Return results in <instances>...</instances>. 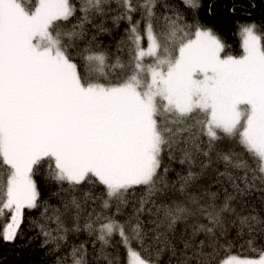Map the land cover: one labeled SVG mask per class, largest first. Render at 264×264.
Returning <instances> with one entry per match:
<instances>
[{
    "label": "snow or ice",
    "instance_id": "6c2138e0",
    "mask_svg": "<svg viewBox=\"0 0 264 264\" xmlns=\"http://www.w3.org/2000/svg\"><path fill=\"white\" fill-rule=\"evenodd\" d=\"M111 2L80 0L77 9L71 0H38L29 10L22 0H0V177H6V183L0 179V215L9 214L0 237L14 241L23 210L39 207L33 177L46 161V179L58 186L52 195L62 205L45 202L41 214L56 225H40L41 247L55 245L49 254L67 245L70 231L81 230L84 205L103 196L94 197L93 189L102 186L103 209L114 199L119 214L128 204L126 194L140 187L138 207L124 223L116 214H88L83 228L98 233L97 259L121 264L104 250L118 234L127 264H163L165 254L168 264H264V248L252 249L258 258H241L230 254L228 239L233 230L237 238L264 236V208L257 211L252 199L258 193L264 203V30L241 25L243 54L222 56L225 46L211 29L185 23L167 3L174 15H158V0H115L120 14L113 23L127 19L130 25L121 41L128 46L127 63L117 56L108 65L96 36L74 54L86 38L85 24L92 16H108ZM183 2L199 7L197 0ZM138 10L141 19L133 23ZM77 11L83 15L76 24L58 28ZM95 27L108 31L103 24ZM117 67L121 73L105 71ZM224 137L235 140L252 163L219 149ZM178 157L187 173L169 182ZM221 161L216 183L222 191L193 194L194 182ZM170 191L180 198L166 202ZM144 213L155 217L147 230ZM181 222L185 229L178 237ZM253 242L247 241L250 247ZM69 257L71 264H88L86 244H73L56 264H67Z\"/></svg>",
    "mask_w": 264,
    "mask_h": 264
},
{
    "label": "trees",
    "instance_id": "16d2710c",
    "mask_svg": "<svg viewBox=\"0 0 264 264\" xmlns=\"http://www.w3.org/2000/svg\"><path fill=\"white\" fill-rule=\"evenodd\" d=\"M25 7L29 10H34L38 0H22ZM73 4L76 5L77 9L80 7V0H71ZM136 4L137 0H133ZM168 4L170 8H175L183 17L184 22L187 24L195 25L197 22L204 26L205 28L211 29L224 44V49L221 53L222 56H234L239 57L242 55V42H241V25H247L255 23L259 26L260 30H264V0H197L199 4L198 8H191L186 5L183 0H158V6L156 12L158 15L168 14L174 15V13L167 11L164 8V4ZM254 6V7H253ZM112 11L106 17H90L92 23L85 24L86 38L84 41L79 42V47L74 49V54L76 51L83 49L88 40H91L93 36H96V43L103 45L102 51H105L109 59L107 61L108 65L116 64V57L119 56L122 63H127L129 59L128 46L121 44V41L127 39L126 29L130 27L127 19L121 20L118 24L113 23L112 17L119 15L120 11L117 10L115 0L111 2ZM235 9V11H233ZM83 14L77 11L76 17L71 18L70 22L60 23L58 28H68L70 29L72 24L78 22V18ZM133 23L141 19V12L138 10L132 13ZM103 24V26L108 29L106 32H99L95 25ZM143 25H141V29ZM194 31V28H193ZM118 48H122V51H118ZM87 55V53H85ZM148 61V60H146ZM149 62V61H148ZM83 65V61H80ZM147 63V62H146ZM105 71L121 73L122 70L117 67L106 68ZM130 72V70H125ZM204 141H207V137H203ZM218 148L223 151L232 150L238 154H241L244 159L248 160L251 164L252 160L244 152V150L237 144V142L231 138L224 137L218 142ZM213 160H215V153H213ZM165 163L167 162V157H165ZM47 162L38 169L37 174L33 177L37 184L38 191L40 193L39 197V207L34 209L25 208L22 213V223L18 230V235L14 241L6 242L0 237V264H56L57 257H64L71 251V246L73 244L79 245L80 243H85L87 248V261L88 264H107V262L100 257L101 242L96 239L98 233H89L84 230V223L88 222V214L92 212L93 209L96 212H103L104 215L116 214V200L110 201V209H103V200L107 199L106 192L102 186L93 189L94 197H101V199L90 200L84 205V210L81 213L80 228L79 232H69L67 245L62 247L58 252L54 254H49L50 249L54 248L55 245H48L46 247H41L44 236L41 233L40 225L46 224L49 228H55L54 222L47 221L45 217L41 214L44 212L45 202L52 207H61L60 198L53 196L52 193L58 190V186L53 182L46 179L47 176ZM2 161H0V169H3ZM172 171L168 174V181H176L177 173L186 174L187 165L179 164V157L176 161L172 162L170 165ZM199 172V167L193 169ZM224 171V165L221 161L220 163H213L212 166L194 182L193 187L190 191L193 194H199L205 188L210 191H222L220 186L216 183L217 173ZM4 183H6V177H0ZM179 188V184L176 185ZM84 190H87L85 188ZM143 189L140 187H135L126 194L128 200L127 206H121V211L119 214L115 215V219L124 223L128 220L129 216L133 215L134 207H138V201L143 194ZM259 194L254 193L252 199L255 201L254 206L259 211L264 208V203H261L258 199ZM178 192L169 193L168 201L172 199H179ZM160 201H157L159 203ZM53 213L51 209L48 215L51 216ZM7 213L0 215V232H2L3 227L8 221ZM155 217L148 216L147 213L141 214L140 220L145 224V230L152 227L148 224V220L154 219ZM95 220V216L92 217ZM190 223L192 221H189ZM200 223H206L205 220L201 219ZM135 223V221H133ZM67 227L71 228L72 224H66ZM98 226V225H97ZM185 229L184 223H178L177 225V236L179 237ZM201 238L203 236L201 235ZM229 240L233 241V248L230 254L240 255L241 258H258L257 253L252 251L253 248L260 250L264 248V236L256 235L255 237L243 236L236 237L235 231H231ZM249 239H253V245L250 247L247 243ZM150 242V241H149ZM135 246V245H134ZM182 247V245H180ZM106 253L110 254V258L120 257L121 264H127V254L120 243V237L118 234H114L110 238L108 245L104 246ZM221 258H226L225 252L221 251ZM163 264H168V254L162 256ZM67 264H71V258L69 257ZM173 264L175 262L173 261Z\"/></svg>",
    "mask_w": 264,
    "mask_h": 264
},
{
    "label": "rangeland",
    "instance_id": "374dc122",
    "mask_svg": "<svg viewBox=\"0 0 264 264\" xmlns=\"http://www.w3.org/2000/svg\"><path fill=\"white\" fill-rule=\"evenodd\" d=\"M241 42H242V36H241ZM145 47H146V44H145ZM242 54H243V48H242ZM146 62H148V61H146ZM150 62V61H149Z\"/></svg>",
    "mask_w": 264,
    "mask_h": 264
}]
</instances>
